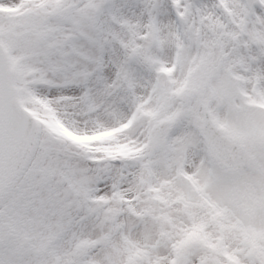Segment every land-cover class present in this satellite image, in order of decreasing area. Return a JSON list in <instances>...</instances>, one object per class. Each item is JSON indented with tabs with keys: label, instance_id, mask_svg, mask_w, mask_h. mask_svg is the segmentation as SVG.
Masks as SVG:
<instances>
[{
	"label": "snow or ice",
	"instance_id": "1",
	"mask_svg": "<svg viewBox=\"0 0 264 264\" xmlns=\"http://www.w3.org/2000/svg\"><path fill=\"white\" fill-rule=\"evenodd\" d=\"M0 264H264V0H0Z\"/></svg>",
	"mask_w": 264,
	"mask_h": 264
}]
</instances>
